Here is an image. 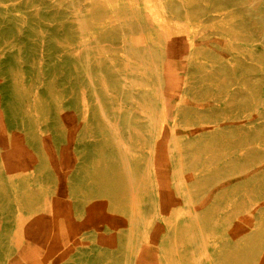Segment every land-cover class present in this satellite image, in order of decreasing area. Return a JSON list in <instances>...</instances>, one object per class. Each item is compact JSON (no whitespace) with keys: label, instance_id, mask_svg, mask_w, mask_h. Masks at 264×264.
I'll return each instance as SVG.
<instances>
[{"label":"rangeland","instance_id":"1","mask_svg":"<svg viewBox=\"0 0 264 264\" xmlns=\"http://www.w3.org/2000/svg\"><path fill=\"white\" fill-rule=\"evenodd\" d=\"M179 1L0 0V264H264V0Z\"/></svg>","mask_w":264,"mask_h":264},{"label":"bare ground","instance_id":"2","mask_svg":"<svg viewBox=\"0 0 264 264\" xmlns=\"http://www.w3.org/2000/svg\"><path fill=\"white\" fill-rule=\"evenodd\" d=\"M144 2V1H143ZM222 2V1H221ZM243 2H245V0L243 1ZM224 3V2H223ZM229 3H234V1H230V2H228L227 4H229ZM250 3V2H249ZM264 3V2H263ZM225 4V3H224ZM251 4V3H250ZM177 5V4H176ZM165 6V5H164ZM230 6V5H229ZM249 6V5H248ZM247 6V7H248ZM252 6V5H251ZM255 6H256V2H255ZM231 7V6H230ZM250 7V6H249ZM178 8H180V9H183V10H185V8H186V5H185V2L184 1H179V3H178ZM261 8H262V6H261ZM262 10H264V7H263V9ZM147 12V11H146ZM185 12V11H184ZM263 12V11H262ZM72 13V12H71ZM252 13V12H251ZM135 14V13H134ZM133 16V15H132ZM123 17V16H122ZM137 18V17H136ZM206 18V17H205ZM139 21V20H138ZM205 21V20H204ZM135 22H136V20H135ZM120 23V22H119ZM118 23V24H119ZM130 23H131V21H130ZM129 23V24H130ZM255 23H258V21L257 22H255ZM131 24H133V23H131ZM248 24H250V23H248ZM259 24V23H258ZM264 24V23H263ZM119 25H124L123 23L122 24H119ZM126 25V24H125ZM124 25V26H125ZM128 25V24H127ZM134 25V24H133ZM136 25V24H135ZM131 26V25H130ZM142 25L140 24V27H141ZM249 26V25H248ZM262 26V25H261ZM117 27H120V26H117ZM121 27H123V26H121ZM132 27V26H131ZM130 27V29H132ZM118 29H120V28H118ZM256 29H257V27H256ZM256 29H255V31H256ZM121 30V29H120ZM129 30V29H128ZM136 29H134L133 31H135ZM253 30H254V28H253ZM126 31V30H125ZM132 31V30H131ZM127 32V31H126ZM125 32V33H126ZM130 32V31H129ZM138 32H140V34H142V32L138 29ZM119 33H120V31H119ZM124 33V32H123ZM132 33V32H131ZM134 33V32H133ZM252 33V32H251ZM259 33V32H258ZM257 33V34H258ZM121 34V33H120ZM256 34V33H255ZM256 34V35H257ZM139 35V34H138ZM157 35H158V32H157ZM123 36H125V35H123ZM261 38H263L264 39V28H263V33L261 34ZM255 38V37H254ZM258 38V37H257ZM260 38V39H261ZM158 39V38H157ZM154 42V41H153ZM158 42V41H157ZM261 42V41H260ZM148 44V43H147ZM146 44V45H147ZM153 45V44H152ZM163 45V44H162ZM144 46V45H143ZM148 47H150V46H147V48L146 49H144V50H146L147 52V57H148V60H150V61H152V62H154V56H153V54L151 53L152 51H150V49L148 48ZM158 47H160V46H158ZM258 47V46H257ZM143 48V47H142ZM141 48V49H142ZM151 48V47H150ZM161 48V47H160ZM160 48H158V49H160ZM154 49V48H153ZM157 49V48H156ZM139 50H140V48H139ZM143 50V49H142ZM161 52V51H160ZM157 53V52H156ZM138 54H140V53H138ZM143 54H144V52H143ZM155 55V54H154ZM159 56V55H158ZM161 56V55H160ZM85 57V56H84ZM164 57V56H163ZM161 58V57H160ZM158 59V58H157ZM163 59V58H162ZM158 60H161V59H158ZM162 61H164V59L162 60ZM158 63V62H157ZM159 64H161L160 62H159ZM109 65V64H108ZM127 65V64H126ZM161 66V65H160ZM254 66V65H253ZM154 67V66H153ZM124 68V67H123ZM158 68H159V66H158ZM162 70V69H161ZM133 71V70H132ZM141 71V70H140ZM189 71H191V70H189ZM152 72V71H151ZM161 72V71H160ZM192 72V71H191ZM117 73V72H116ZM122 73V72H121ZM123 74H125V73H123ZM128 74V73H127ZM161 74V73H160ZM188 74V73H187ZM126 75V74H125ZM138 75V74H137ZM155 75V74H154ZM162 75V74H161ZM139 76V75H138ZM123 77V76H122ZM121 77V78H122ZM131 77V76H130ZM149 77V76H148ZM154 77V76H153ZM156 77V76H155ZM162 77V76H161ZM156 78H158V77H156ZM185 78V77H184ZM134 79V78H133ZM152 79V78H151ZM144 80V79H143ZM154 80V79H153ZM163 80V79H162ZM161 80V81H162ZM157 81V80H156ZM154 83H155V81H153ZM152 82V83H153ZM158 82V81H157ZM156 82V83H157ZM142 83V82H141ZM155 83V84H156ZM159 83V82H158ZM157 83V84H158ZM130 84V83H129ZM122 85H123V83H122ZM148 85V84H147ZM162 85V84H161ZM123 87V86H122ZM157 87V86H156ZM158 87H160V86H158ZM117 88V87H116ZM141 88V87H140ZM149 88V87H148ZM183 88V87H182ZM130 90V89H129ZM146 90V89H145ZM131 91V90H130ZM132 92V91H131ZM134 92V91H133ZM122 93V92H121ZM140 93V92H139ZM146 93V92H145ZM148 93V92H147ZM129 94V93H128ZM127 94V95H128ZM131 94V93H130ZM140 94H142V93H140ZM139 94V95H140ZM136 96V95H135ZM138 96V95H137ZM145 96V95H144ZM133 97V96H132ZM140 97V96H139ZM135 98V97H134ZM144 98V97H143ZM149 98V97H148ZM157 98V97H156ZM160 98V97H159ZM136 100H137V98H135ZM144 99H146V98H144ZM148 100V99H147ZM151 100V99H150ZM157 100V99H156ZM133 102H135V100L133 101ZM143 103H144V101H142ZM148 102H149V100H148ZM152 102V101H151ZM147 103V102H146ZM154 103V102H153ZM152 103V104H153ZM133 104V103H132ZM141 104V103H140ZM150 104V103H149ZM155 105V104H154ZM162 109V108H161ZM159 111V110H158ZM141 112V111H140ZM143 112V111H142ZM162 113V112H161ZM174 113V112H173ZM149 114V113H148ZM156 115V114H155ZM118 116H120L119 114H118ZM160 117V116H159ZM162 117V116H161ZM164 118V117H163ZM119 119V118H118ZM147 119V118H146ZM162 119V118H161ZM124 120V119H123ZM163 120V119H162ZM118 121V120H117ZM161 122V121H160ZM163 124V123H162ZM128 125V124H127ZM146 125V124H145ZM146 127V126H145ZM161 127V126H160ZM163 129V128H162ZM172 129V128H171ZM159 130H161V129H159ZM156 132H157V130H156ZM161 132V131H160ZM169 133H170V131H169ZM157 134V133H156ZM159 134V133H158ZM154 135V134H153ZM158 136V138L157 139H160L159 138V135H157ZM161 136V135H160ZM237 136V135H236ZM149 137V136H148ZM153 137V136H152ZM151 136L149 137V138H152ZM170 137V136H169ZM171 138V137H170ZM151 140H153V138L151 139ZM155 140V139H154ZM157 141V140H156ZM152 142V141H151ZM158 142V141H157ZM153 143V142H152ZM156 143V142H155ZM166 144V143H165ZM158 145V144H157ZM168 148V147H167ZM170 148V147H169ZM172 148V147H171ZM168 155H170V154H168ZM180 155L181 154H179V156H178V154H177V157L176 158H178L177 160H178V162H179V160H180ZM153 156V155H152ZM156 157V156H155ZM169 160V159H168ZM173 161V160H172ZM172 161H171V163H172ZM176 162V161H175ZM178 162H176V164L175 165H177V163ZM180 163V162H179ZM173 164H174V162H173ZM169 165H171V164H169ZM181 167V166H180ZM178 168V167H177ZM173 171V170H172ZM145 173H147V172H145ZM162 173V172H161ZM142 174V173H141ZM145 175V174H144ZM148 176V175H147ZM143 178H144V176L142 175L141 177H140V179L139 180H137L132 174H130V179H129V188H130V198H129V210H128V214H127V222H128V236H127V239H126V243H127V246H128V248L130 247V245H131V241L132 240H135V244H136V248H137V254H138V257H139V255L141 254V252L142 251H145V252H148L149 250H151V244H152V241H151V236H150V227H151V225L153 224V221L151 220V214L154 212V211H156L157 210V205H155V203L154 202H152L151 204H149V205H147V204H145V201L142 199V197H141V194H140V190L142 189V187H144V184H143ZM175 178V177H174ZM172 179V178H171ZM175 180V179H174ZM174 182V181H173ZM156 193H157V191H156ZM182 194V193H181ZM201 197H202V195H201ZM153 199V198H152ZM154 200H156L155 198H154ZM150 202H151V200H150ZM158 203V202H157ZM149 206V207H148ZM157 206V207H156ZM193 208V207H192ZM185 210V209H184ZM159 211V210H158ZM159 214V213H158ZM195 214V213H194ZM194 220H196V218L194 219ZM183 222V221H182ZM184 228H185V230H186V233H187V240H188V243H189V245H190V261H189V259H187L182 253H180L179 252V248H180V246H179V248H178V242H180V239L177 237V236H175V235H170L171 233L168 231V230H166V231H164V233L162 234V236H161V239H166L167 240V242H168V244H169V247H170V255L169 256H167V257H165L164 258V262H165V264H189V262H191L192 261V264H202L203 263V261L205 262V260L204 259H206L207 258V251H206V244H207V242H206V238H205V236L202 234V232H201V230H199L198 232H197V234H194V233H192L191 232V230H190V223H188V222H186L185 224H184ZM199 228V227H198ZM175 230V229H174ZM18 234V233H17ZM179 235H180V233H179ZM182 249V248H181ZM180 249V250H181ZM185 249V248H184ZM118 250V249H117ZM120 251V250H119ZM126 251V250H125ZM128 252V251H127ZM127 255V254H126ZM127 257V256H126ZM113 259V258H112ZM126 259H128V258H126ZM125 259V260H126ZM120 260V259H119ZM132 260V259H131ZM122 261V260H121ZM128 261H129V259H128ZM132 262V261H131ZM163 262V263H164ZM115 264H119L118 262H116ZM123 264H126V263H123ZM130 264V263H129ZM131 264H136V262H132ZM191 264V263H190Z\"/></svg>","mask_w":264,"mask_h":264}]
</instances>
